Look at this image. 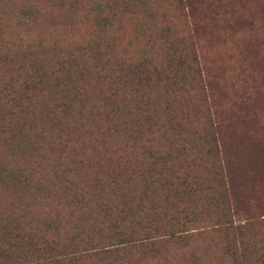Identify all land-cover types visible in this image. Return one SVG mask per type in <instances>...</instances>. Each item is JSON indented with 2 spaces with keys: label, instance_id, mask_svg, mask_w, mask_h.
<instances>
[{
  "label": "trees",
  "instance_id": "16d2710c",
  "mask_svg": "<svg viewBox=\"0 0 264 264\" xmlns=\"http://www.w3.org/2000/svg\"><path fill=\"white\" fill-rule=\"evenodd\" d=\"M0 264H264V0H0Z\"/></svg>",
  "mask_w": 264,
  "mask_h": 264
},
{
  "label": "rangeland",
  "instance_id": "374dc122",
  "mask_svg": "<svg viewBox=\"0 0 264 264\" xmlns=\"http://www.w3.org/2000/svg\"><path fill=\"white\" fill-rule=\"evenodd\" d=\"M239 1H243V0H239ZM240 3L242 4V2H240ZM242 14H243V16L247 17V19H248V17L251 15V9L250 8H244V10L242 11ZM219 51H222V46H221ZM224 52L226 53L225 50H224ZM228 54H229V56H231L230 53H228ZM226 60H227V57H226ZM228 63H229V60L227 61V64Z\"/></svg>",
  "mask_w": 264,
  "mask_h": 264
}]
</instances>
